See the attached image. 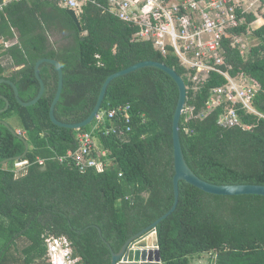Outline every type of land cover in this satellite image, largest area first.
Segmentation results:
<instances>
[{
	"label": "trees",
	"instance_id": "trees-1",
	"mask_svg": "<svg viewBox=\"0 0 264 264\" xmlns=\"http://www.w3.org/2000/svg\"><path fill=\"white\" fill-rule=\"evenodd\" d=\"M255 20L247 16L248 23ZM246 28L232 32L243 34ZM137 31L94 6L85 9L78 29L66 10L44 0L12 4L0 14V42L17 35L18 44L0 48V79L14 82L21 99L31 102L40 91L36 63L43 58L57 60L64 72V87L55 115L70 124L90 115L109 76L140 62L164 63L189 86L177 58L163 57L151 43L134 42ZM58 32L71 39L62 48L49 40ZM253 38L259 43L244 58L226 39L225 57L232 76L243 73L260 83L262 91L254 107L262 117L240 109L242 125L247 128L228 129L219 125L222 107L197 118L207 108L211 90L226 83L217 73L210 74L198 92L190 89L188 93L193 118L188 123L184 116L181 120L184 156L191 170L212 184L264 185V27L254 31ZM4 58L12 60L17 69L9 75ZM40 75L46 92L31 107L19 105L13 89L0 85V95L11 104L0 120L27 139L26 158L31 163L21 178L15 176L14 161L0 165V264H34L42 259L44 235L66 236L82 264H111L113 252H120L129 239L174 204L172 125L178 87L169 75L153 68L114 80L103 107L131 105V141L101 138L114 166L104 174L81 173L74 164H60L53 158L75 151L77 135L90 127L73 131L52 123L57 70L43 64ZM5 107L0 99V110ZM24 152V143L0 125V162ZM38 159L46 160V165L40 167ZM157 237L162 264H192L195 257L205 254L215 264H264V197L214 196L182 181L178 208L159 224Z\"/></svg>",
	"mask_w": 264,
	"mask_h": 264
},
{
	"label": "built area",
	"instance_id": "built-area-1",
	"mask_svg": "<svg viewBox=\"0 0 264 264\" xmlns=\"http://www.w3.org/2000/svg\"><path fill=\"white\" fill-rule=\"evenodd\" d=\"M23 0H0V14L14 3ZM56 4L64 10L73 11L79 20L88 6L98 7L103 14H111L120 21L135 26L138 31L134 42L151 43L154 50L163 57L173 55L184 69L189 81L187 86L197 92L209 75L217 73L225 78L223 86L211 90L207 108L197 118H203L209 111L222 107L219 125L223 128L242 125L238 111L262 117L254 107V101L262 91L254 78L239 74L232 76V67L226 63L224 41L237 49L244 58L250 52L247 38H250L257 21L248 23L247 16L258 17L259 0H44ZM263 19V18H262ZM264 20V19H263ZM264 25V21L263 24ZM246 26V32L232 31ZM258 28V27H257ZM131 105L112 108L108 105L99 111L90 130L77 135V149L64 156L53 158L60 164L73 165L81 173L94 170L104 174L114 166L109 152L101 143V138L113 137L120 143H129L133 133ZM185 123L193 118V109L186 104L183 110ZM182 116V117H183ZM186 132L190 133L186 128ZM40 167L46 160L38 159ZM30 161L25 157L14 161L17 178L28 174ZM122 177V174H120ZM47 249V264H82L80 257L74 256L72 242L66 236L44 235ZM152 249H155L152 247ZM122 263V262H120Z\"/></svg>",
	"mask_w": 264,
	"mask_h": 264
},
{
	"label": "water",
	"instance_id": "water-1",
	"mask_svg": "<svg viewBox=\"0 0 264 264\" xmlns=\"http://www.w3.org/2000/svg\"><path fill=\"white\" fill-rule=\"evenodd\" d=\"M69 17L73 20L78 29H81V22L73 11H67ZM43 64H50L54 66L58 74V88L56 96L53 100V103L50 108V119L52 123L64 129H70L73 131H81L84 128L89 127L95 120L99 111L103 108L106 94L110 84L123 76L134 73L138 70L145 68H153L161 70L162 72L169 75L174 82L176 83L179 91V99L173 116V125H172V139H173V154H174V170L175 174L173 177V191H174V204L171 210L166 213L164 216L155 221L152 225L141 231L140 233L133 236L129 239L125 245L122 247L121 251L118 253H112L111 264H162L160 248L157 237V227L169 216H171L179 205L180 200V183L182 181L188 183L189 185L199 189L200 191L222 197H237V196H261L264 197V185L257 184H240V185H216L202 180L198 177L188 166L183 148L181 143V120L183 116V110L187 104L188 100V89L184 79L176 72L175 69L167 66L164 63L156 61H144L140 62L128 69L117 72L107 78L105 83L102 86L100 95L96 102V105L90 115L82 122L76 124L64 123L59 121L56 118L55 111L56 106L59 103L63 87H64V72L61 64L57 60L52 59H41L36 63L35 74L40 84V91L35 99L31 102H24L20 97V92L17 85L8 79H0V85L7 84L9 85L14 92L16 101L22 107H31L36 105L40 99L44 96L46 92V85L44 80L40 75V68ZM0 99H3L6 103V107L0 110V114L7 112L11 106L10 101L0 95ZM0 125L5 126L15 137L20 139L25 145V152L22 156L15 159H9L4 162H0V165H5L10 162H13L17 159L25 158L30 150V145L26 138L20 135L15 131L7 122L0 120ZM100 231V230H99ZM101 233V231H100ZM153 235V236H152ZM151 238V240H149ZM149 240V241H148ZM154 247L155 249H152ZM122 262V263H120Z\"/></svg>",
	"mask_w": 264,
	"mask_h": 264
},
{
	"label": "rangeland",
	"instance_id": "rangeland-1",
	"mask_svg": "<svg viewBox=\"0 0 264 264\" xmlns=\"http://www.w3.org/2000/svg\"><path fill=\"white\" fill-rule=\"evenodd\" d=\"M257 9H258L257 14L260 18L261 16L264 15V0L258 1ZM257 27L258 26H254V30H256ZM254 30H253V32H254ZM253 32H252V34H253ZM51 36H52L51 41H53V43L55 42V44H56V42H59L58 44H56V48H62L65 45H67L69 43V41H71V39H68V38L65 39L66 35H65V33H62V32L54 33ZM246 43L248 45V48L251 49V48L257 46L259 41L255 38H253V35H251L250 38H247ZM12 122H14V124H15L17 122V120L14 119ZM208 259H210V258H209V256H206V255L203 256L202 258L201 257H195L192 261V264H208Z\"/></svg>",
	"mask_w": 264,
	"mask_h": 264
},
{
	"label": "crops",
	"instance_id": "crops-1",
	"mask_svg": "<svg viewBox=\"0 0 264 264\" xmlns=\"http://www.w3.org/2000/svg\"><path fill=\"white\" fill-rule=\"evenodd\" d=\"M24 1V0H23ZM47 2V1H46ZM21 3V2H20ZM14 4H17V3H14ZM51 4H53V3H51ZM12 5V4H11ZM53 5H55V6H57L56 4H53ZM58 7V6H57ZM59 9H62V8H60V7H58ZM64 10V9H63ZM66 11H68V10H66ZM250 15H253V14H250ZM254 16V15H253ZM255 18H256V20L255 21H257L258 23V28L256 29V30H258V29H260L261 27H264V25H262L263 24V19H264V17L263 16H261L260 18H259V16L258 17H256L255 16ZM263 18V19H262ZM255 21H253V22H255ZM80 22H81V20H80ZM256 30H254V31H256ZM254 33V32H253ZM253 35V34H252ZM49 36V35H48ZM52 36H49V40H50V42H51V45L53 46V44L55 43H53V41H51L52 39ZM16 44H18V36L16 35V38H14V39H12V40H1V42H0V48L1 49H7V48H9V47H11V46H14V45H16ZM55 47V46H54ZM43 59H46V58H43ZM41 60V59H40ZM4 62H5V66H6V70H7V73H8V75L9 74H11L16 68H14V66H12V60H9V59H7V58H4ZM17 70V69H16ZM199 91V90H198ZM197 91V92H198ZM189 93V92H188ZM196 93V92H195ZM210 98V97H209ZM209 101V100H208ZM94 171V170H93ZM98 174V173H97ZM43 243H44V240H43ZM45 246V245H44ZM46 248V247H45ZM46 252H47V249H46ZM46 255V254H45ZM206 256H209V258L210 259H208V264H215V260H213V259H211L212 257H211V255H209V254H205ZM205 255H202L201 256V258L203 257V256H205ZM75 256V255H74ZM75 257H79V256H75ZM81 258V257H80ZM82 259V258H81ZM43 261H45V256L42 258V259H40V260H37L34 264H41ZM83 262V261H82ZM45 263H46V261H45ZM47 264V263H46Z\"/></svg>",
	"mask_w": 264,
	"mask_h": 264
},
{
	"label": "bare ground",
	"instance_id": "bare-ground-1",
	"mask_svg": "<svg viewBox=\"0 0 264 264\" xmlns=\"http://www.w3.org/2000/svg\"><path fill=\"white\" fill-rule=\"evenodd\" d=\"M152 236H153V235H152ZM149 240H151V238H150ZM149 240H148V241H149Z\"/></svg>",
	"mask_w": 264,
	"mask_h": 264
}]
</instances>
